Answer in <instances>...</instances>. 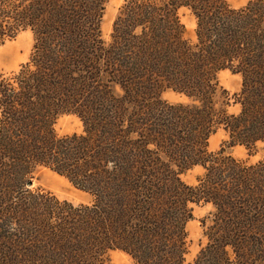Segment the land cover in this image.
Masks as SVG:
<instances>
[{"label": "trees", "instance_id": "obj_1", "mask_svg": "<svg viewBox=\"0 0 264 264\" xmlns=\"http://www.w3.org/2000/svg\"><path fill=\"white\" fill-rule=\"evenodd\" d=\"M106 2L0 0V47L34 39L29 61L0 76V264H108L114 251L184 264L200 204L214 211L192 264H264V155L251 165L225 152L264 148V0H124L107 43ZM224 71L241 77L239 93L220 86ZM65 116L82 134L56 133ZM218 130L227 140L212 154ZM41 168L91 203L31 192Z\"/></svg>", "mask_w": 264, "mask_h": 264}, {"label": "rangeland", "instance_id": "obj_2", "mask_svg": "<svg viewBox=\"0 0 264 264\" xmlns=\"http://www.w3.org/2000/svg\"><path fill=\"white\" fill-rule=\"evenodd\" d=\"M123 2L124 0H107L104 6L100 31L102 40L106 43L109 42L113 22ZM227 2L233 9H240L246 4V0H227ZM180 17L182 23L186 27L187 38L193 40L195 28L194 19L186 11H181ZM33 44V35L30 31H26L0 47V76L16 73L21 65L26 64L29 61ZM218 81L220 86L230 95L239 93L241 85V77L239 75L224 71L219 74ZM162 99L171 104L186 102L184 98L176 96L171 92L164 93ZM228 112L229 114H237L238 107L231 105V107L228 108ZM55 130L60 137L70 136L72 134L79 135L82 134V124L74 116H65L57 121ZM226 140L227 136L224 131L218 130L208 141V152L212 154L218 153ZM225 152L235 159L247 161L249 164L253 165L261 160L264 155V148L260 147L257 154L252 157H248L245 150L239 147L227 149ZM202 173L203 171L200 167L194 168L192 171L181 176V181L186 185L193 186ZM29 190L31 192L50 194L59 202H67L73 206L89 205L91 203L89 195L73 187L63 177L44 168L37 171ZM213 211L211 204H200L191 207L192 218L185 227L187 233V253L184 264H192L200 248L204 246V227L202 223L208 226V218ZM108 264L134 263L126 254L120 251H114L110 252L108 255Z\"/></svg>", "mask_w": 264, "mask_h": 264}]
</instances>
